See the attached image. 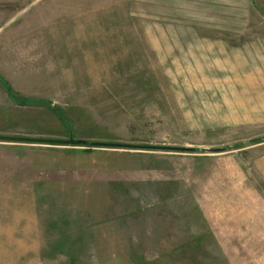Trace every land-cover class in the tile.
Listing matches in <instances>:
<instances>
[{
    "label": "rangeland",
    "instance_id": "374dc122",
    "mask_svg": "<svg viewBox=\"0 0 264 264\" xmlns=\"http://www.w3.org/2000/svg\"><path fill=\"white\" fill-rule=\"evenodd\" d=\"M0 76L87 141H0V264H264V0H0Z\"/></svg>",
    "mask_w": 264,
    "mask_h": 264
},
{
    "label": "water",
    "instance_id": "95a60500",
    "mask_svg": "<svg viewBox=\"0 0 264 264\" xmlns=\"http://www.w3.org/2000/svg\"><path fill=\"white\" fill-rule=\"evenodd\" d=\"M27 141L32 143H39V144H46V145H67V146H78V145H85L87 143L86 140L83 139H74L70 136L68 139H60V138H38V137H18V136H6L0 135V141ZM91 145L100 144L103 145L104 143H96L91 142ZM167 148V147H166ZM186 149V148H181ZM222 148H202V151L208 152H215L221 150Z\"/></svg>",
    "mask_w": 264,
    "mask_h": 264
},
{
    "label": "trees",
    "instance_id": "16d2710c",
    "mask_svg": "<svg viewBox=\"0 0 264 264\" xmlns=\"http://www.w3.org/2000/svg\"><path fill=\"white\" fill-rule=\"evenodd\" d=\"M0 81H2L5 85H6V89H7V92L10 94V93H12V88H11V86L8 84V82L7 81H5L4 80V78L3 77H1L0 76ZM58 115V114H57ZM59 116V115H58ZM59 118H60V116H59Z\"/></svg>",
    "mask_w": 264,
    "mask_h": 264
}]
</instances>
